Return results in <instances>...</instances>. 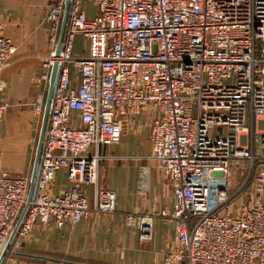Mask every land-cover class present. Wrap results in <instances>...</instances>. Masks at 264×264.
I'll list each match as a JSON object with an SVG mask.
<instances>
[{
    "label": "built area",
    "instance_id": "1",
    "mask_svg": "<svg viewBox=\"0 0 264 264\" xmlns=\"http://www.w3.org/2000/svg\"><path fill=\"white\" fill-rule=\"evenodd\" d=\"M67 1L51 0L46 18L52 51L43 78L55 64L59 71L32 199L6 257L38 221L63 229L116 212L117 193L99 187L92 148L119 144L127 121L144 114L175 208L129 215L140 242L153 240L155 218H171L177 239L162 264H264V0H70L58 57ZM85 1L96 3V16ZM77 35L87 40L85 56H75ZM16 50L0 24V74ZM6 87L0 78V138ZM60 170L72 187L54 194ZM234 172L246 173L239 191L255 190L247 204L230 193ZM30 187V176L0 170V255Z\"/></svg>",
    "mask_w": 264,
    "mask_h": 264
},
{
    "label": "crops",
    "instance_id": "2",
    "mask_svg": "<svg viewBox=\"0 0 264 264\" xmlns=\"http://www.w3.org/2000/svg\"><path fill=\"white\" fill-rule=\"evenodd\" d=\"M50 3L51 0H0V24L17 48L0 74L7 86L3 100L10 105L1 126V137L6 139L0 142L3 156L15 143L30 152L42 128L50 87V80L43 78V62L52 51L50 24L46 22ZM84 8L89 18L96 16L97 10L90 14ZM81 38L82 35L75 38L77 57L86 55L79 46ZM39 102L44 104L42 113L35 110ZM144 118L147 117L141 114L127 121L119 144L92 148L101 156L99 187L117 193L116 212L92 214L63 229H58L53 220L38 221L23 247L2 264H162L177 239L175 222L155 218L153 240L145 244L139 240L137 221H128L129 215H172L175 208L172 187L154 159L150 123H143ZM142 146L144 154L139 151ZM71 187L66 171H58L53 193L61 194ZM87 194L93 205V189H87Z\"/></svg>",
    "mask_w": 264,
    "mask_h": 264
},
{
    "label": "rangeland",
    "instance_id": "3",
    "mask_svg": "<svg viewBox=\"0 0 264 264\" xmlns=\"http://www.w3.org/2000/svg\"><path fill=\"white\" fill-rule=\"evenodd\" d=\"M84 6L88 9L90 14H93L96 12L97 6L95 2L85 1ZM49 35H50V32H49ZM49 43H50V38H49ZM85 45L87 47V40L84 36H82L81 41L79 43L80 49L82 51H84ZM8 113H9V110L7 111L5 115L4 121ZM143 123H150V118L148 117L144 118ZM40 130L37 132V138L35 140V143L32 144V149L30 150V152L25 151L24 150L25 146L19 143H15L11 145V151L8 153L3 150L4 156L0 158V169L2 168L8 171L14 176L27 175V174L32 176L37 147H38V140L40 137ZM5 140L6 139L3 137L0 138V142L2 141L4 143ZM139 151L140 153L144 154V151H145L144 146H142V148H140ZM233 175L234 176H233V182H232V190L230 192L231 194L235 196L233 200L236 202V205L247 204L249 200V196L254 195L255 190L254 188H251L249 185L247 186V189L245 188L243 191L242 190L239 191L240 187L246 180V173L237 174V172H234Z\"/></svg>",
    "mask_w": 264,
    "mask_h": 264
},
{
    "label": "water",
    "instance_id": "4",
    "mask_svg": "<svg viewBox=\"0 0 264 264\" xmlns=\"http://www.w3.org/2000/svg\"><path fill=\"white\" fill-rule=\"evenodd\" d=\"M70 6H71V2H70V0H68L66 3V10H65L64 18H63L60 38H59V42H58V45L56 48V55L58 57L60 56L62 49H63V43H64L65 32H66V27H67V23H68ZM58 71H59V66H58V64H55L53 66V70H52V74H51V78H50V87H49V93H48L47 103H46V107H45L44 119H43L41 133H40V137H39V141H38V147H37L36 158H35V162H34V168H33L32 176H31V187H30V191H29L28 203L25 206V208H24V210H23V212L19 218L18 223L16 224V227H15V229H14V231L10 237L8 244L6 245L3 253L1 254L0 264L3 263L4 259L6 258L7 254L10 251V247L12 245V242H13L16 234H17V231H18L27 211H28L29 204H30V201L32 199V195H33V191H34V187H35V182H36V175H37L39 165H40L42 147H43L45 132H46L47 124H48V118H49V114H50V110H51V102H52L54 87H55L57 76H58Z\"/></svg>",
    "mask_w": 264,
    "mask_h": 264
},
{
    "label": "trees",
    "instance_id": "5",
    "mask_svg": "<svg viewBox=\"0 0 264 264\" xmlns=\"http://www.w3.org/2000/svg\"><path fill=\"white\" fill-rule=\"evenodd\" d=\"M20 176H22V175H20ZM31 177V176H30Z\"/></svg>",
    "mask_w": 264,
    "mask_h": 264
}]
</instances>
